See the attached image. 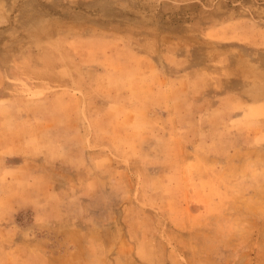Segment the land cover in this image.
I'll list each match as a JSON object with an SVG mask.
<instances>
[{
    "label": "rangeland",
    "instance_id": "374dc122",
    "mask_svg": "<svg viewBox=\"0 0 264 264\" xmlns=\"http://www.w3.org/2000/svg\"><path fill=\"white\" fill-rule=\"evenodd\" d=\"M1 135L0 264H264V0H0Z\"/></svg>",
    "mask_w": 264,
    "mask_h": 264
},
{
    "label": "crops",
    "instance_id": "0c3cea01",
    "mask_svg": "<svg viewBox=\"0 0 264 264\" xmlns=\"http://www.w3.org/2000/svg\"><path fill=\"white\" fill-rule=\"evenodd\" d=\"M1 134H3V133H1ZM19 135H21V131L19 132ZM0 138L3 139V138H5V136L1 135Z\"/></svg>",
    "mask_w": 264,
    "mask_h": 264
}]
</instances>
